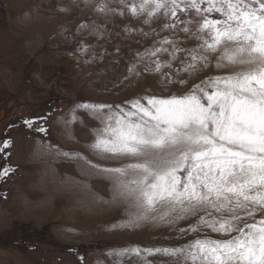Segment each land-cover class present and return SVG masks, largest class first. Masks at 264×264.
I'll return each instance as SVG.
<instances>
[{
  "label": "snow or ice",
  "instance_id": "snow-or-ice-1",
  "mask_svg": "<svg viewBox=\"0 0 264 264\" xmlns=\"http://www.w3.org/2000/svg\"><path fill=\"white\" fill-rule=\"evenodd\" d=\"M83 2L103 16L130 15L148 26H124L151 43L134 50L119 80L135 86L153 76L159 90L145 87L121 103L77 104L65 123L83 124L79 109L96 122L87 144L95 159L57 154L103 175L128 217L125 228L153 223L185 241L132 245L116 257L135 256L143 264H157L148 259L155 256L164 258L159 264H264V0ZM87 27L81 23L77 32ZM101 28L93 21L91 34L99 38ZM46 120L23 123L46 134L38 124ZM11 146L10 139L0 141L5 161ZM14 171L5 163L0 180Z\"/></svg>",
  "mask_w": 264,
  "mask_h": 264
},
{
  "label": "rangeland",
  "instance_id": "rangeland-1",
  "mask_svg": "<svg viewBox=\"0 0 264 264\" xmlns=\"http://www.w3.org/2000/svg\"><path fill=\"white\" fill-rule=\"evenodd\" d=\"M93 21L102 26L99 38L91 34ZM84 22L89 27L77 32ZM125 25L148 28L130 15L103 16L83 0H0V141H12L7 161L0 154V168H15L0 180V264H143L115 253L185 242L162 225L125 228L128 217L103 175L75 156L57 154L95 159L87 144L96 122L79 109L84 123H65L77 104L121 103L145 87L159 90L153 76L135 86L119 80L134 50L151 43L126 33ZM85 45L91 47L77 51ZM45 116L38 124L46 134L23 123ZM148 259L159 264L164 258Z\"/></svg>",
  "mask_w": 264,
  "mask_h": 264
},
{
  "label": "trees",
  "instance_id": "trees-1",
  "mask_svg": "<svg viewBox=\"0 0 264 264\" xmlns=\"http://www.w3.org/2000/svg\"><path fill=\"white\" fill-rule=\"evenodd\" d=\"M30 119H34V118H30ZM3 167H4V165H3ZM3 167H2V168H3Z\"/></svg>",
  "mask_w": 264,
  "mask_h": 264
},
{
  "label": "crops",
  "instance_id": "crops-1",
  "mask_svg": "<svg viewBox=\"0 0 264 264\" xmlns=\"http://www.w3.org/2000/svg\"><path fill=\"white\" fill-rule=\"evenodd\" d=\"M34 156H36V155H34Z\"/></svg>",
  "mask_w": 264,
  "mask_h": 264
}]
</instances>
